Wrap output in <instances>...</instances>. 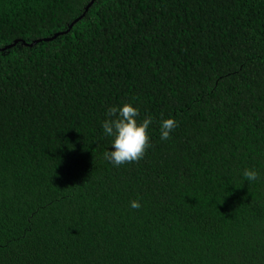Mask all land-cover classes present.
I'll list each match as a JSON object with an SVG mask.
<instances>
[{"label":"trees","instance_id":"trees-1","mask_svg":"<svg viewBox=\"0 0 264 264\" xmlns=\"http://www.w3.org/2000/svg\"><path fill=\"white\" fill-rule=\"evenodd\" d=\"M91 1L0 0V264H264V0H95L22 43ZM124 103L152 147L117 167Z\"/></svg>","mask_w":264,"mask_h":264},{"label":"clouds","instance_id":"clouds-1","mask_svg":"<svg viewBox=\"0 0 264 264\" xmlns=\"http://www.w3.org/2000/svg\"><path fill=\"white\" fill-rule=\"evenodd\" d=\"M106 119L102 123L105 136L112 138L111 150L104 153V158L114 166L139 163L145 158L152 147L149 127L153 123L151 116H146L142 121L140 110L131 103L122 106L109 107ZM175 119L162 120L160 125L161 140L171 139V133L178 127ZM243 176L246 181L255 182L260 178L259 172L254 169H245ZM133 209H139L141 204L134 200L131 202Z\"/></svg>","mask_w":264,"mask_h":264},{"label":"water","instance_id":"water-1","mask_svg":"<svg viewBox=\"0 0 264 264\" xmlns=\"http://www.w3.org/2000/svg\"><path fill=\"white\" fill-rule=\"evenodd\" d=\"M94 1H95V0H92V1L86 6L84 13H83L80 17L76 18V19H75V20H74V21L68 26L67 30H65V31H61V32H58V33H56V34H54L53 36L48 37V38H43V39L35 40V41H33L32 43H26V42H24V41H23L22 43H23L24 45H26V46H30V47H31V46H34V45L40 43V42L50 41V40H53V39L57 38V37L60 36V35H64V34L68 33L69 30L74 26V24H76L79 20H81V19L85 16V13L88 11V9L91 7V5L94 3ZM18 42H19V41L17 40V41H15V42H13L12 44L5 46L4 48H1V47H0V51H3V50H6V49H9V48L13 47L14 45H16Z\"/></svg>","mask_w":264,"mask_h":264}]
</instances>
